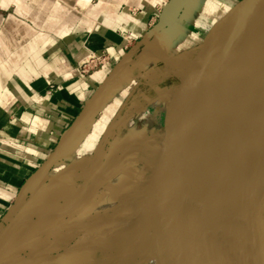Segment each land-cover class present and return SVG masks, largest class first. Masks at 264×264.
I'll use <instances>...</instances> for the list:
<instances>
[{
	"label": "rangeland",
	"instance_id": "1",
	"mask_svg": "<svg viewBox=\"0 0 264 264\" xmlns=\"http://www.w3.org/2000/svg\"><path fill=\"white\" fill-rule=\"evenodd\" d=\"M244 1L198 0L194 3L192 0L184 9L181 22L150 37L148 32L159 19L156 14L138 31H125L127 43L120 57L115 59L109 52H98L96 64L89 65L87 71H82V68L92 51L80 60L77 70L81 75L89 76L101 71L105 77L110 71L113 76L95 94L93 118L78 132L74 144L63 154L53 153L42 169V178L22 188L18 208L24 209L30 204L33 209L28 213V216L31 215L29 221H36L40 213L50 206V199L59 198L58 206L60 202L68 201L37 232L27 231L24 236L18 237L24 241L16 249H1L0 264H30V260L36 257L41 259L34 264H43L50 252L46 247L35 246L56 223L68 225L79 220V213L75 210L81 200L80 194H86V203L94 196L95 199L100 198V201L96 200V208L101 213L99 216L103 217L84 227L85 233L92 231V240L84 253L61 264H140L164 250L186 254L182 264H208L202 253L189 250L208 225L201 195L188 196L185 184L176 192L177 200L174 202L171 193L162 191L173 177L175 179L179 175V169L194 170L198 166L204 117L188 128L180 165L172 173L176 146L172 143L176 138V126L170 115L176 116L178 101L188 80L184 74L197 62L203 38ZM129 8L137 12L140 6L135 4ZM187 11L192 12L186 14ZM31 13L32 8L27 4L0 0V15L3 16L0 30L4 27L3 34L0 33L2 45L8 46L10 42L17 44L21 39L12 30L19 24L11 18L12 14ZM21 18L32 23L26 15ZM175 26L180 27L176 36L172 33L176 30ZM122 75L124 79H121ZM180 78L184 84L180 83ZM120 84L124 90L118 88ZM106 90L107 96H101ZM92 120L98 122V129L93 133L89 129ZM115 162L117 166L110 170L107 177L94 176L98 166L111 164L114 167ZM253 169L252 165L248 167L249 180H253ZM55 181L58 182V189L52 187ZM120 181L132 189L133 195L128 197L122 189L116 196L110 194L109 185L117 186L122 184ZM140 195L147 196L143 199V202L147 200V204L134 208ZM119 214L135 216V222L121 220L123 218ZM141 217H148V220L143 221ZM161 220L165 223L159 222ZM181 228L186 229L183 236ZM30 239L33 242L28 244ZM114 253L122 257L118 259L111 255Z\"/></svg>",
	"mask_w": 264,
	"mask_h": 264
},
{
	"label": "crops",
	"instance_id": "2",
	"mask_svg": "<svg viewBox=\"0 0 264 264\" xmlns=\"http://www.w3.org/2000/svg\"><path fill=\"white\" fill-rule=\"evenodd\" d=\"M6 1L27 4L32 13L12 14L11 18L19 23L12 30L21 39L17 44L10 42L8 46L0 43V230L19 210L18 198L22 188L41 179L42 169L53 153L63 154L74 144L86 122L93 118L95 94L110 71L105 77L101 71L89 76L81 75L77 70L80 60L91 51L109 52L115 59L120 57L127 43L125 31L134 33L152 15L159 17L168 2ZM191 1L187 0L179 17L163 29L181 22L184 9ZM135 4L140 6L137 12L129 8ZM22 15L28 16L32 23L22 20ZM2 20L0 15V22ZM175 28L172 33H180V27ZM3 30L4 27L1 34ZM107 93L108 90L101 96H107ZM97 123L96 120L90 122L91 133L98 129ZM102 166L96 168L94 176L97 178L107 177L117 164L115 162L114 167L111 164ZM32 209L29 204L21 217ZM111 255L118 259L122 257L117 253Z\"/></svg>",
	"mask_w": 264,
	"mask_h": 264
},
{
	"label": "bare ground",
	"instance_id": "3",
	"mask_svg": "<svg viewBox=\"0 0 264 264\" xmlns=\"http://www.w3.org/2000/svg\"><path fill=\"white\" fill-rule=\"evenodd\" d=\"M201 137L198 166L194 170L179 169L175 182L172 180L162 188L164 193H171L186 184L188 196L201 195L208 225L189 250L202 253L208 264H264V31L246 38L233 53L223 93L216 107L204 116ZM250 165L254 168L253 180H249ZM57 185L55 181L53 189H58ZM109 187L110 194L115 196L121 189L128 197L133 193L126 183ZM85 195L80 194L75 210L79 220L68 225L56 223L35 246L48 248L50 254L66 248L51 264H61L84 253L92 240V231L85 233L84 227L103 216H99L101 213L96 208L100 198L94 196L86 203ZM145 198L140 195L134 208L140 204L145 206ZM58 199H50V206L36 221H29L31 215H25L5 235L0 250L16 249L24 241L18 237L27 231L37 232L53 219L68 201L58 206ZM118 216L131 222L136 219L124 214ZM142 220L147 221L148 217ZM32 242L30 239L28 244ZM186 257V254L164 250L140 264H182ZM40 259L36 257L30 264Z\"/></svg>",
	"mask_w": 264,
	"mask_h": 264
},
{
	"label": "water",
	"instance_id": "4",
	"mask_svg": "<svg viewBox=\"0 0 264 264\" xmlns=\"http://www.w3.org/2000/svg\"><path fill=\"white\" fill-rule=\"evenodd\" d=\"M186 2L187 0H168L157 23L148 32V36H152L173 23L179 17ZM262 31H264V0H245L211 33L209 32L210 34L208 33L200 52L197 53L199 54L197 62L190 71L184 74L188 80L178 101L176 116L170 115L176 126V138L172 143L176 145L172 173L180 165L188 128L195 125L219 103L225 86L227 70L236 48L246 38ZM112 76L111 72L105 83ZM182 83L184 84V81ZM174 180L173 177V182ZM171 198L174 202L177 200L175 189L171 192ZM23 211V208L19 209L4 225L0 230V238L16 223ZM159 222L165 223L162 220ZM185 232L186 229L181 228L182 236ZM65 249L46 255L43 264H51L54 259L64 253Z\"/></svg>",
	"mask_w": 264,
	"mask_h": 264
},
{
	"label": "built area",
	"instance_id": "5",
	"mask_svg": "<svg viewBox=\"0 0 264 264\" xmlns=\"http://www.w3.org/2000/svg\"><path fill=\"white\" fill-rule=\"evenodd\" d=\"M139 46V45H137ZM96 56H98V54L96 52H91L90 56L87 58L86 63L84 64V68H82V71H87L89 68V65H92V63L96 64Z\"/></svg>",
	"mask_w": 264,
	"mask_h": 264
}]
</instances>
